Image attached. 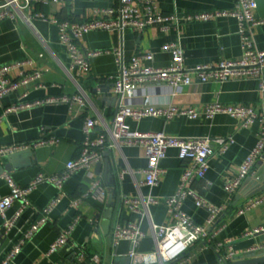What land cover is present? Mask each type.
<instances>
[{"label":"crops","instance_id":"0c3cea01","mask_svg":"<svg viewBox=\"0 0 264 264\" xmlns=\"http://www.w3.org/2000/svg\"><path fill=\"white\" fill-rule=\"evenodd\" d=\"M3 1L0 0V3ZM117 1L55 0L47 4L36 3L33 9L58 19L84 20L93 15L96 7L113 5ZM156 2L165 12L232 9L235 6V0ZM257 2L254 14L264 17V0ZM253 35L255 44L264 47V23L254 27ZM173 39H179L183 46L187 66L199 63L215 64L221 59L239 58L242 54L238 20L231 14L210 20L182 22L179 33L175 29L162 32L155 25L142 32L130 27L123 30L98 29L84 33L80 38L81 45L84 48H107L111 51L92 56L88 70L75 79L67 71L70 58L56 23L42 18H34L31 22H26L20 17L2 18L0 66L23 61L20 66L9 71L11 78H20L36 69L41 71V78L37 82L20 84L16 90L0 99V145L13 142L31 143L46 134L58 136L60 140L53 145L28 147L1 156L0 192H10L7 180L2 177L4 172H8L18 184L25 185L39 172L61 171L69 159L80 153L84 137L83 123L87 116L98 119L93 128L94 134L102 131L106 124H111L120 103L118 95L113 92V82L110 79L111 75L118 72L113 49L119 50L125 60L140 50H151L153 59L144 62L165 66L170 63L171 54L162 46ZM36 83H40V86L36 87ZM77 93L83 95V103L58 101L19 107L20 103L26 101ZM147 94L155 104L173 102L202 106L209 102L222 101L250 104L257 110L264 111V90L260 89L259 80L256 78L200 81L194 77L190 84L184 85L177 92L168 84H149L139 88L130 101L139 103ZM8 108L12 109L9 111ZM127 122L134 129L162 131L180 136L234 137V141L224 152L215 147L205 178H197L193 184L210 203L224 206V211L210 227L209 236L195 241L179 255L157 264H232L233 260L226 262L221 259V252H226L230 246L237 252L238 259L248 249L264 244V232L261 231L264 228V200L253 204L244 212H239L250 198L260 194L246 197L256 190L253 184L246 182L248 177L257 174L264 180V174L261 172L264 164H255L254 172L243 180L235 192L231 193L225 189V183L238 174L244 158L259 140V120L243 126L239 118L218 113L211 118L203 115L197 118L181 115L172 119L146 116L139 120L128 117ZM146 163L143 146L122 145L105 148L100 161L94 163L91 168L75 171L65 181L64 196L50 212L49 220L25 241L20 252L8 264H113L114 260L126 263L128 257L132 259L131 264H142L136 256L131 255V251L149 252L155 249L150 222L152 220L157 224H166L171 221L165 198L176 191L186 160L179 157L177 148H169L166 156L160 160L163 172L158 182L152 186L143 183V173L130 171L124 177L119 175L125 166L136 170L144 167ZM91 173L100 177L106 187V201L96 196H88L83 198L78 206H73L72 199L86 192L90 186ZM57 193V187L46 182L40 183L29 193L30 204L21 211L14 226L2 237L0 260ZM140 193L158 197V201L149 206V216H143L141 212L122 203V195L134 196ZM111 196H114V208L105 231L102 216ZM20 207L21 202L16 200L6 210V215L0 216V230L5 217L14 216ZM182 208L195 222L206 224L208 209L196 205L192 196L184 199ZM77 215L80 217L74 224L68 242L55 251L48 252L51 242ZM128 221L139 222L146 235L136 245L127 239L115 243L114 227L117 223ZM218 241L225 242L220 251L215 246ZM94 255L99 256V261L93 260Z\"/></svg>","mask_w":264,"mask_h":264},{"label":"built area","instance_id":"2783aa9c","mask_svg":"<svg viewBox=\"0 0 264 264\" xmlns=\"http://www.w3.org/2000/svg\"><path fill=\"white\" fill-rule=\"evenodd\" d=\"M55 0H4L0 3V20L2 18H22L31 22L34 18L50 20L58 25L61 41L66 46L70 58L67 71L75 79L88 70L90 58L110 49H89L84 48L80 38L84 33L98 29L123 30L132 28L142 32L151 25L157 26L162 32L175 29L180 32L182 22L210 20L220 15L231 14L238 20L239 34L241 37L242 54L236 59H221L215 64L199 63L194 66H187L184 61V49L179 39H173L163 44V49L171 54V61L168 65L157 66L145 63L152 60L154 54L151 50H140L130 59L125 60L121 52L113 49L116 54L118 72L110 76L113 82V92L120 96L119 106L112 118L111 124H106L104 129L97 134L93 128L97 125L98 119L87 116L83 123L84 137L80 153L66 162L65 167L58 172H39L27 184L21 185L15 182L8 172L4 177L9 186L10 192H0V216L6 215V210L19 200L21 207L17 213L3 221L0 230V248L2 237L14 226L21 211L30 204L29 193L40 183L54 184L58 193L49 200L42 208L40 216L25 229L14 246L0 260V264H8L12 258L20 252L25 241L30 238L39 227L49 220L50 212L62 200L64 196L65 181L81 168H91L92 165L103 158L104 149L122 145H140L145 149L147 163L144 167L131 170L128 166L123 167L119 175L124 177L127 172L143 173V183L149 186L156 184L163 168L160 160L166 156L169 148H177L178 155L186 160L180 181L176 191L167 196L171 221L166 224L150 222L151 231L154 236L155 249L149 252L131 251L142 264H157L163 260H169L185 251L192 243L208 237L210 227L218 215L224 211L223 205L210 203L193 186L197 178H205L210 167V156L215 147L224 152L234 141L233 135L229 136H180L168 134L162 131H149L131 128L127 118L141 119L146 116H161L172 119L176 116H187L197 118L201 115L211 118L218 113H225L240 119L241 125L247 126L254 121L261 123L259 140L254 148L247 154L241 163L236 176L225 183V189L235 192L243 180L254 172L255 164H264V111L257 110L253 105L244 103H226L214 101L202 106L182 105L178 103L155 104L149 94L143 96L141 102L130 101L139 88L149 84L164 83L179 91L184 85L190 84L193 78L200 81H224L230 78H256L259 80L261 90H264V47H258L254 40V27L264 23V17H257L254 11L258 5L257 0H235L232 9H203L191 12L163 11L156 0H118L117 3L109 6H99L94 9L93 15L84 20L58 19L50 17L41 10H34L36 3L47 4ZM23 61L13 62L0 66V99L8 93L17 89L20 84H29L31 81H39L41 71L36 69L28 72L20 78H11L9 71L20 66ZM36 87L40 83L35 84ZM80 102L83 103L81 93L69 95L59 94L39 98L34 101H26L21 106L47 102ZM12 108H8L10 111ZM1 120V117H0ZM60 138L54 135H43L31 143L13 142L0 145V157L24 148L38 147L41 145L56 144ZM92 182L87 191L80 196L74 197L71 204L78 206L79 202L88 196H96L102 201L107 199V189L100 177L91 173ZM192 196L196 205L208 209L209 215L206 224L197 223L192 216L183 208L182 204L186 197ZM122 203L132 210L149 216V206L158 201V197L151 194L122 195ZM264 200V191L239 209L244 212L253 204ZM77 215L69 226L60 231L57 237L51 242L48 252L55 251L59 246L68 242L75 222L79 219ZM259 229H256V231ZM253 232V231H250ZM146 235L139 222L117 223L113 229V240L118 243L122 239L130 240L134 245ZM230 242V240H227ZM225 245V242L218 241L215 246L218 251ZM264 244L252 247L248 250H259ZM247 250V251H248ZM238 257L237 252L230 246L226 252H221V259L229 262ZM99 256L94 255L93 260L99 261ZM60 264H70L62 262ZM258 264H264L258 263Z\"/></svg>","mask_w":264,"mask_h":264},{"label":"water","instance_id":"95a60500","mask_svg":"<svg viewBox=\"0 0 264 264\" xmlns=\"http://www.w3.org/2000/svg\"><path fill=\"white\" fill-rule=\"evenodd\" d=\"M117 98H119V101H120V96H118ZM262 166L263 167L261 168V170L263 171L261 172L264 174V165ZM246 183L253 184L256 187L255 188L256 190L252 192L250 195H246V197H249V196H252V195H255L257 193H261L262 191H264V180H262L258 174L255 175L254 177H250V178L248 177ZM113 197L114 196L109 197L108 202H107L108 205L106 206L103 216H102V224H103V228L105 231H107V227L109 226L110 218L113 213V208H114ZM261 231L264 232V228ZM131 260H132L131 257L127 258L126 263H119L118 260H114L113 264H131ZM263 262H264V248H261L259 250L246 251L242 255V257H239L238 259L233 260L232 264H258V263H263Z\"/></svg>","mask_w":264,"mask_h":264}]
</instances>
